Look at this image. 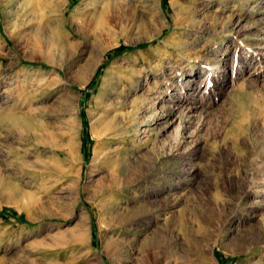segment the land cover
I'll list each match as a JSON object with an SVG mask.
<instances>
[{"label": "rangeland", "instance_id": "rangeland-1", "mask_svg": "<svg viewBox=\"0 0 264 264\" xmlns=\"http://www.w3.org/2000/svg\"><path fill=\"white\" fill-rule=\"evenodd\" d=\"M88 1L0 0V264H264V0H160L86 76L99 26L71 15ZM179 2L202 24L175 26ZM142 93L157 110L94 136ZM98 146L128 158L121 193L99 191Z\"/></svg>", "mask_w": 264, "mask_h": 264}, {"label": "bare ground", "instance_id": "bare-ground-1", "mask_svg": "<svg viewBox=\"0 0 264 264\" xmlns=\"http://www.w3.org/2000/svg\"><path fill=\"white\" fill-rule=\"evenodd\" d=\"M209 1L210 0H207V2L205 4H207ZM151 2L155 5H150ZM221 2H222V0H218V3H219L218 5H220ZM159 3H160V0H90L84 5L85 7L82 10H80V8H77V10H75V12L72 13L71 20L74 21V19H76V20L80 19V21L81 20L84 21L85 19L86 20L90 19V21L91 20L95 21L96 25L99 26L98 28L96 27L97 29H99V32L96 31V32L91 33L93 36L92 38L94 39V41H96L97 47H96V52L94 54H92L90 59H88L89 62L87 64H84V66L86 65V67H84L85 68L84 71L86 73V76L91 74L93 69H95V66L102 60V55L105 52V50L107 48L115 45V44H118V41H119L118 36L120 34H126L129 31H132L134 29H138L139 27H141L147 23H150V25H151L152 21H151V18L148 16H151L153 12H156V10H159V12H160V4ZM173 5H175V4L173 3ZM178 7H179L178 9L176 8L177 14L179 12L180 13L182 12L184 17L179 22H177L175 20V23H174L175 26H177V27L179 26L185 30L186 27H193L194 28V26L195 27L197 26L196 24H198V23L202 24L201 20L196 18V15H195L196 9H194V7L183 6V4L180 2H179ZM166 24L167 23H165V22H161V25L157 29V31H160L162 29V27H164ZM222 28H224V26H222ZM93 29H95V28H93ZM76 31L79 32V30H76ZM66 34H68V32ZM66 34L57 33L55 31V27H52L50 33L48 34L49 40H47V41L50 44L55 45V47L57 46V48H59L63 54L67 53L68 55H70L74 50H76V44L73 41H70L66 37ZM102 34H104V36L107 37L106 41H104L105 37H103ZM171 43L173 44V42H171ZM84 45H86V44H84ZM88 54H91V53H88ZM141 57H142V55H141ZM46 61L52 62L53 60H51L50 57L48 56L46 58ZM120 66H121V64H118L117 61H114L108 65L106 70L110 71V70H113L115 67H120ZM117 74L119 75L118 76L119 80L120 79L122 80L123 71L119 70ZM134 79H135L134 77H130L129 83L130 84H133V83L136 84L137 80L134 81ZM84 81H85V77L84 78L80 77V79L77 81V84H82ZM209 83H210V81H209ZM153 86L155 89L158 90V85H157L156 81L153 82ZM138 97H139L137 99L138 101L135 99L136 101L134 100L132 103H129L130 105L127 106V109L126 108L123 109L124 108V104H123L124 102H122V100H121L119 102V106L114 109V112H115L114 114H112L111 116H106V117L101 118L99 120V124L97 126L98 127L97 128L98 129L97 135L94 132L96 126H95L94 122H92L91 130H92L94 136L100 137L99 139H101V140H103V139L109 140L112 138L113 139H119L120 136L124 135L125 133L127 134L129 132L128 127L133 122H136L137 120H139L138 119V113L141 112L142 109L148 108L150 110H157L154 103L152 101H150L149 97L146 94L142 93V94L138 95ZM183 98L184 97L182 96L180 98V100L181 99L183 100ZM154 113H156V112H154ZM70 125L71 124L68 125L69 127H68V131L66 133L69 132V134H71V133L74 134L76 132L75 131L76 127H75V125H71V126ZM136 130L137 129L133 130L134 134L137 133ZM73 136H69V138H68L69 140L66 144L67 148L64 151H62V150L60 151L61 152L60 156H61L62 152L66 156V158L64 160H66L67 157H71L73 155L72 151L75 147V138ZM95 156H98L101 159V163L103 166H105L107 173H108L106 179H103L100 181V186H99L100 192L101 191H110L113 193V192L119 191L121 193L122 188L129 186L132 179L135 177L134 176L135 173H132L130 167L128 166L129 164L125 163V161H123V158L125 156L122 157L119 155H112L111 153H108L107 150L105 151L104 148H102V147L100 148L99 146L94 149V157ZM124 159L126 161L128 160V158L127 159L124 158ZM64 160H62V161H64ZM110 198H111L110 202H117V200H118L114 197V195H113V197L111 195ZM113 198L115 199L114 201H113ZM85 239L82 236L76 237V238L74 237L75 242L76 241L85 242ZM119 241H121V240H119ZM121 248L119 247L118 240H117L116 244L114 243L113 246H110V249L112 251L113 256H115L116 258L120 257L121 256V250H122ZM94 263L98 264L96 262H94Z\"/></svg>", "mask_w": 264, "mask_h": 264}]
</instances>
